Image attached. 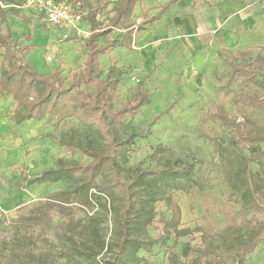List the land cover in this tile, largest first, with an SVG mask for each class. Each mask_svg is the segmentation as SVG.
<instances>
[{"label": "rangeland", "instance_id": "rangeland-1", "mask_svg": "<svg viewBox=\"0 0 264 264\" xmlns=\"http://www.w3.org/2000/svg\"><path fill=\"white\" fill-rule=\"evenodd\" d=\"M66 1L84 14L89 32V13L97 12V19L106 26L114 14L112 7L118 2ZM167 1L156 0L155 5L152 0H146L128 26L104 27L99 43H118L131 49L130 31L127 29L132 25L140 27L141 37L148 34V41L150 37L160 42L189 39L191 36L186 32L171 35L167 33L169 29L161 27L158 31V27H153L161 17L152 16L153 9L162 7ZM26 2L18 0L19 7L3 10L5 19L1 30L7 34L9 28L13 39L31 47L25 61L37 73L58 72L67 85L73 75L84 69L87 50L83 39L89 35H78V39L67 41L63 29L53 26L43 13L27 7ZM227 8L230 13L219 32L217 55H211L212 62L207 68L202 89L177 93L168 87V81L161 80L166 74L160 73L156 61L140 63L130 53L124 55L123 69L117 68L109 73L104 60L101 77L111 76L117 81L116 107L144 91L149 94L140 114L125 117L121 127L123 137L129 141L127 151L120 156L122 177L132 182L142 169L149 166L161 169L168 161L174 166L182 164L188 168V174L178 176L181 189L170 187L165 182L156 184L154 198L149 200V204L155 206L159 213L155 222L157 229H151L150 235L159 238V244L150 250H140L139 255L149 262L139 264L191 263L200 256V249L204 246L202 233L213 238L215 248L223 258L249 243L245 228H239L241 217L237 214L244 208L247 198L248 183L244 175H249L252 181L258 180L263 189L264 178L254 175L260 166L251 160L250 145L238 139L234 125L223 122L214 113L222 106L230 117L241 122L249 118L264 129V110L238 100L264 95V83L241 77L228 84L226 74L231 68L232 53L251 50V60L255 55H264V0H233ZM35 25L43 29H34ZM47 33H54L57 37L49 39ZM208 34L212 38L217 35L213 31ZM47 57L51 61H47ZM138 67L140 71H137ZM259 79L264 81V69L260 71ZM15 106L11 95L0 99V264H112L114 261L130 264L117 257L115 246L98 256H78L64 240L58 218L44 228L33 226L19 217L20 205L36 203L53 192L74 187L75 183L70 179L37 181L43 172L60 165L89 162L90 158L80 151V146H91L107 154L112 151L98 133L81 125L75 118L60 126H55L56 119L51 115L16 123L13 118ZM255 147L264 164V142L255 144ZM92 192L95 197L90 214L99 218L105 241L112 242L118 237L120 203L96 189ZM168 195H172L182 208L181 226L201 227L203 231L184 238L164 232V219L170 216L164 200ZM258 216L264 219V215ZM203 261L210 264L206 259ZM222 264H264V240L253 253L244 257L243 263L236 256Z\"/></svg>", "mask_w": 264, "mask_h": 264}, {"label": "trees", "instance_id": "trees-1", "mask_svg": "<svg viewBox=\"0 0 264 264\" xmlns=\"http://www.w3.org/2000/svg\"><path fill=\"white\" fill-rule=\"evenodd\" d=\"M139 1L119 0L112 7L114 15L108 19L106 26H128ZM177 1L170 0L169 4ZM0 2L14 4L16 0H0ZM3 10L0 6V69H2L0 99L5 95H11L16 102L13 110L14 121L23 123L51 115L56 119L55 126H60L68 119L75 118L81 125L90 127L98 133L112 151L111 154H107L91 146H80V151L90 158L89 162L60 165L58 168L43 172L37 181L70 179L74 181V187L53 192L39 202L20 205L22 209L20 208L19 217L33 226L44 228L52 225L56 218L60 219L59 227L63 232L64 240L71 245L78 256H98L105 249L112 250L115 246L120 260L124 259L130 264H139L143 261L148 263L149 260L139 255V252L150 250L159 244V238L150 235L151 229H157L155 222L159 213L155 206L149 204V200L154 198L153 190L160 182L181 189L182 184L178 176L188 174V168L184 165L174 166L168 161L161 169L150 166L142 169L132 182L122 177L120 156L127 151L129 141L123 137L124 131L121 127L125 117H136L140 114L142 107L149 100V94L144 91L121 107L115 106L117 81L111 76L106 79L101 77V57L111 53L114 44L99 43L106 26L97 19V12L91 11L88 15L91 32L83 39L87 50L84 69L73 75L72 80L65 85L58 72L40 74L26 63V54L31 47L13 39L9 28L7 34L2 33L1 25L5 19L2 15ZM34 28L41 26L35 25ZM76 39H78L76 32L66 38L67 41ZM230 57L231 68L226 73L228 84L241 77L248 81L264 83L259 79V73L264 69V55H255L251 60V50H249L232 53ZM238 59L241 61L238 62ZM238 100L264 110V95L258 94ZM214 115L223 122L234 125L238 139L250 145L251 160L260 166L254 175L263 179L264 164L258 156L259 150L255 144L264 142V129L249 118L241 122L236 117H230L222 106ZM244 179L248 183L245 192L247 198L244 208L237 214L241 217L239 228H245L249 243L223 258L215 248L213 238L202 233L204 246L200 249L201 254L187 264H205L203 259L210 264H222L236 256L240 257V262L243 263L244 257L253 253L264 240V219L258 216L264 215V189L258 180H250L249 175L245 174ZM93 189L120 203L117 212L118 237L112 242L105 241L99 218L90 214L95 197ZM164 200L170 210V216L164 219L165 233L184 238L203 231L201 227L181 226L183 212L180 204L172 195L164 197ZM250 214H253L252 217ZM47 264L51 263L47 262ZM112 264L120 263L114 261Z\"/></svg>", "mask_w": 264, "mask_h": 264}, {"label": "crops", "instance_id": "crops-1", "mask_svg": "<svg viewBox=\"0 0 264 264\" xmlns=\"http://www.w3.org/2000/svg\"><path fill=\"white\" fill-rule=\"evenodd\" d=\"M145 1L140 0L136 4L132 18L138 10L142 9ZM152 1L156 5V0ZM169 1L162 7L153 9L155 12L152 16H161L154 22L153 27H158V31H161V27L169 29L167 33L171 35L186 32L191 37L189 39L175 38L164 42L153 41L150 37L148 41L149 35L144 34L141 37L140 27L132 25L127 29L130 31L132 50L113 43L111 53L101 57V69L104 60L107 62V73L117 68L123 69L124 55L130 53L140 63L156 61L159 64L160 73L166 74L161 80L168 81V87L177 93L194 92L205 87L206 74L212 62L211 55H217L219 46L217 38H219V32L223 30L221 27L224 25L227 14L230 13L227 7L233 0H178L171 5ZM6 5L3 9L19 7L18 0L14 4L6 3ZM5 12L10 14L8 10ZM244 16H247V13ZM83 27L87 30L85 21ZM116 29L120 30V28ZM212 31L217 33L214 38L208 34ZM134 35H136L138 49L132 48ZM46 37L54 39L57 36L54 33H47ZM139 69L138 67L137 71H140Z\"/></svg>", "mask_w": 264, "mask_h": 264}, {"label": "built area", "instance_id": "built-area-1", "mask_svg": "<svg viewBox=\"0 0 264 264\" xmlns=\"http://www.w3.org/2000/svg\"><path fill=\"white\" fill-rule=\"evenodd\" d=\"M0 6L7 5L0 2ZM26 6L43 13L49 23L63 29L65 39L72 32H76L79 36L90 35V32L83 27L84 14L74 9L66 0H27ZM132 48L138 49L136 35L133 37ZM47 61H51L50 57H47Z\"/></svg>", "mask_w": 264, "mask_h": 264}]
</instances>
